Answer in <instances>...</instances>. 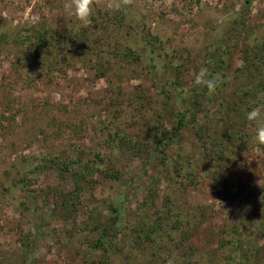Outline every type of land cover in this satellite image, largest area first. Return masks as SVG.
<instances>
[{
    "label": "rangeland",
    "instance_id": "374dc122",
    "mask_svg": "<svg viewBox=\"0 0 264 264\" xmlns=\"http://www.w3.org/2000/svg\"><path fill=\"white\" fill-rule=\"evenodd\" d=\"M245 1L91 0L92 23L84 27L66 15L69 0H0V35L9 39L0 40V264H219L226 253L220 244L239 238L253 246L252 264H264V253L255 252L264 246V234L249 219L253 209L240 205L264 187V145L253 138L255 122L247 124L250 144L228 166L208 160L197 167L194 184L182 187L177 178L165 189L160 168L151 165L145 176L133 175L151 156L145 150L152 130L166 125L170 109L161 110L150 77L126 56L127 49L136 48L133 41L144 30L157 33L167 55L163 61L181 70L180 93L189 92L207 51L239 21ZM113 9L124 17L114 19ZM243 17L230 46L229 76L242 67L247 47L264 46V0H252ZM40 22L82 36L79 47L70 52L65 44L46 46L33 56L12 43L17 29ZM181 137L168 159L200 160L195 131L189 128ZM95 155L109 157L120 179L104 176L100 171L108 166ZM68 160L84 163V173L92 165L99 170L89 168L78 213L65 220L61 201L75 185L52 161ZM215 170L226 175L220 192ZM177 215L190 220L189 227L178 226L172 218ZM106 223L112 226L110 244L106 252L93 250L95 224L101 231ZM149 225L164 239L156 258L148 243L138 242L140 229Z\"/></svg>",
    "mask_w": 264,
    "mask_h": 264
},
{
    "label": "trees",
    "instance_id": "16d2710c",
    "mask_svg": "<svg viewBox=\"0 0 264 264\" xmlns=\"http://www.w3.org/2000/svg\"><path fill=\"white\" fill-rule=\"evenodd\" d=\"M251 1H245V7L240 10L239 18H237L239 21L235 22L226 33L219 36L207 51L204 69L200 70L197 78L192 81L189 92L180 93L179 75L181 70L173 65L171 60L167 63L165 60L163 61L162 58L167 57V55L164 53L163 43L157 33L149 29L144 30L141 38L133 41L134 47L140 49L143 53L136 48L130 47L127 49L126 56L131 58L138 66L140 65L145 74L150 77L152 86L157 92V99L162 107L161 110L164 112L170 109V117H168V121H165L166 125L163 122L160 128L155 127L152 130L153 142L147 147L149 149L145 150L146 152H152L151 156L154 154V157L151 159V156H149L146 163L141 168L138 167L142 170L139 173L135 172L133 175L138 176V178L145 176L146 171L150 168L147 166L151 165L160 168L166 183L165 189L177 178L180 180L179 184L183 187V183L188 185L196 182L197 177L193 170H196L197 167L202 165H204L202 167H206L209 163L208 160L214 165L222 164L224 166L225 164L228 166V161L250 144L252 137L246 131L247 124L251 121L246 119V113L257 106L264 105V46L257 44L247 47L244 50V57H242V67L236 69L234 75L229 76L227 72L229 71L228 59L230 57L231 42L240 33V20H243V13L247 10ZM112 12L115 14V19L120 14L123 16L124 11L113 9ZM103 15L107 17V20L110 19L108 10ZM82 38L74 32L60 34L55 26L40 22L20 27L10 37V40L14 45L20 46L24 52L31 53L34 56L35 51L41 47H60L62 44L68 45V50L74 52L71 50L79 47ZM0 40L5 43L9 41L8 38L3 39L1 35ZM84 48L89 49L90 47L85 45ZM210 85L213 86L212 90H210ZM189 128L195 131V139L199 149L202 150L201 159L196 160L194 156H191L187 158V164H184L185 157L177 155L175 159L169 160L170 149L180 144L182 132ZM95 156L100 163L108 166L100 171L104 176L116 180L120 179V170L111 171L112 161L105 159H109V157ZM191 160L192 162H190ZM52 163L56 166L55 168L62 178L65 172L69 173L75 185V189L69 192L68 195L65 194L61 201L63 211L59 215L62 219L67 220L78 213L76 206L79 205L80 188L81 184L83 185L88 178L86 174H88L89 168L95 171H98L99 168L92 165V167L85 168L84 173V163L80 161L68 160V162L62 164L52 161ZM79 168L82 170H79ZM227 168L225 169L226 175L229 173ZM216 172L215 170L214 174L217 175L214 180L215 190L220 192L219 189L226 186V175L221 172L217 174ZM130 180L131 184H134L136 177L132 176ZM129 186L126 187L128 194L130 191ZM246 204L253 209L249 219L258 223L259 230L264 234V187L257 192H250L240 201L241 206ZM56 205L59 207V204ZM111 211L115 214L117 212L116 207H111ZM91 214L87 217L90 222V218L93 219L94 217L93 212ZM169 216L170 213H166V218H169ZM172 218L180 227L184 225L187 228L191 222L185 220V217L183 218L181 215L172 216ZM110 220L114 223L116 217H111ZM92 224L94 223L92 222ZM107 224L101 231H99V228L97 229L100 224H95L98 233L97 238L91 245L93 250H104L106 252L110 244V231L112 230V226ZM140 230L141 234L138 235V242L148 243V249H152L151 258H156L157 247L164 242L162 236L158 235L161 231L152 228L150 225ZM239 239L235 241L231 239L220 244V247L222 250L225 249L226 253L223 257H218L219 264L253 263L255 260L254 255H251L253 246L249 248L246 243H242ZM255 252L256 255L261 252L264 253V246L259 247Z\"/></svg>",
    "mask_w": 264,
    "mask_h": 264
},
{
    "label": "clouds",
    "instance_id": "9594fccd",
    "mask_svg": "<svg viewBox=\"0 0 264 264\" xmlns=\"http://www.w3.org/2000/svg\"><path fill=\"white\" fill-rule=\"evenodd\" d=\"M68 16H74L82 26L88 27L92 23L93 5L91 0H69L65 7ZM210 90L213 86L210 85ZM248 121L255 122L254 140L258 145H264V105L257 106L246 113ZM264 150V149H262Z\"/></svg>",
    "mask_w": 264,
    "mask_h": 264
}]
</instances>
